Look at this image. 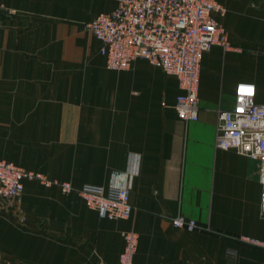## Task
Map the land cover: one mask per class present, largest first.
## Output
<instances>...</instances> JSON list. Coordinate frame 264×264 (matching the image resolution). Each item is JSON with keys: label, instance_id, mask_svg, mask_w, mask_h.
<instances>
[{"label": "crops", "instance_id": "obj_1", "mask_svg": "<svg viewBox=\"0 0 264 264\" xmlns=\"http://www.w3.org/2000/svg\"><path fill=\"white\" fill-rule=\"evenodd\" d=\"M215 1L229 48L202 55L198 120L183 122L175 77L144 60L105 68L84 25L115 0H0V159L75 189L125 187L132 206L100 219L76 193L25 181L0 210V264H116L128 231L134 264H264L238 241L264 242L260 164L215 146L238 83L264 98V0ZM177 215L198 229L173 228Z\"/></svg>", "mask_w": 264, "mask_h": 264}, {"label": "built area", "instance_id": "obj_2", "mask_svg": "<svg viewBox=\"0 0 264 264\" xmlns=\"http://www.w3.org/2000/svg\"><path fill=\"white\" fill-rule=\"evenodd\" d=\"M116 7L84 25L100 43L99 53L109 71H126L135 60H144L178 81L180 93L174 110L183 122H196L199 114L198 88L202 55L213 46L229 48L227 34L215 14L225 10L215 0H115ZM216 148L234 150L260 164V214L264 217V98L257 99L254 85L238 83L234 106L218 114ZM25 181L56 187L62 194L76 193L84 205L100 219L128 220L132 214L129 191L125 187L83 185L78 189L68 182L49 180L0 159V210L14 208L24 191ZM175 229L194 232V220L177 215ZM245 245L263 248L264 242L239 237ZM138 235L123 234V248L116 264H134ZM234 256L232 251L228 252ZM96 264H103L101 262Z\"/></svg>", "mask_w": 264, "mask_h": 264}, {"label": "rangeland", "instance_id": "obj_3", "mask_svg": "<svg viewBox=\"0 0 264 264\" xmlns=\"http://www.w3.org/2000/svg\"><path fill=\"white\" fill-rule=\"evenodd\" d=\"M24 169V168H23Z\"/></svg>", "mask_w": 264, "mask_h": 264}]
</instances>
